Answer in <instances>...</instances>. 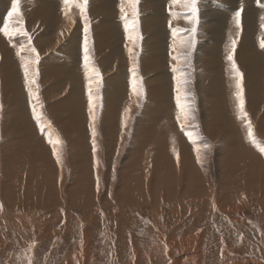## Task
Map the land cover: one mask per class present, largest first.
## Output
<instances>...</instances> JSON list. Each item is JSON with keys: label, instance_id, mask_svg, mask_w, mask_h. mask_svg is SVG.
<instances>
[{"label": "rangeland", "instance_id": "374dc122", "mask_svg": "<svg viewBox=\"0 0 264 264\" xmlns=\"http://www.w3.org/2000/svg\"><path fill=\"white\" fill-rule=\"evenodd\" d=\"M6 1L2 20L8 18L9 31H20L11 38L0 31V121L6 126L0 143L28 125L20 115L13 119L12 112L32 115L38 107L51 119L55 140L62 144L56 149L48 144L52 139L43 138L39 128L45 120L36 116L28 141L34 148L0 150V174L12 188L9 200L1 193V205L13 202L14 168H34L38 179L35 207L23 195L27 201L22 209L0 223V264H127L130 255L136 257L135 264H143V255L146 264H264V153L259 150L264 146V47L258 49L264 37L262 13L236 1L238 27L233 20L212 15L205 23L201 4L234 6L223 0H197L195 17L172 0H163L159 10V0H138L135 17L128 0L108 1L111 10L96 9L106 0H88L86 20L79 6L83 0H19L20 14L9 17L14 0ZM250 2L261 5L259 0ZM50 4L56 11L48 10ZM106 14L112 18L109 23ZM220 21L226 23L224 31ZM43 36L52 37L44 43L37 39ZM229 39L237 41L233 56L243 73L244 119L227 59ZM179 53L177 60L173 56ZM26 63L29 78L36 81L31 91L23 77ZM181 105L186 106L183 111ZM207 115L210 120L204 121ZM249 120L256 143L248 137ZM149 181L153 193L162 194L158 204L147 202L140 188ZM179 188L192 191V198L208 193L209 204L198 200L187 209L173 207ZM236 188L246 190L247 201L243 196L229 198ZM133 195H142L143 201ZM57 219L53 230L49 222Z\"/></svg>", "mask_w": 264, "mask_h": 264}, {"label": "bare ground", "instance_id": "6f19581e", "mask_svg": "<svg viewBox=\"0 0 264 264\" xmlns=\"http://www.w3.org/2000/svg\"><path fill=\"white\" fill-rule=\"evenodd\" d=\"M8 1V0H7ZM6 1V2H7ZM108 1L110 2V0H106V3H101V4H99V5H97V7H96V9L97 10H99V8H108L109 9V7H110V9L109 10H111V6H112V3L111 4H109L108 3ZM160 2V4H158V6H157V10H159L160 9V6L161 5H163V3H164V1L163 0H159ZM223 1H225V2H227V3H231V2H234V6L233 7H230L229 5H225V4H221V3H213V4H209V5H205V4H201V8H202V11H203V13H204V16H205V23H207V21H208V17H210L209 15H212V17H210V18H215L216 19V16H218L217 17V19H221V21H224L223 19L224 18H228V19H230V20H233V25L234 24H236V22H235V15H236V13L240 10V8H239V6H238V4H237V2L236 1H238V2H241L242 3V1H245V3L249 6L248 8H252V10L254 9V12H256V14H260V13H262V15H263V18L262 19H264V0H259V3L261 4V5H256V4H251V2H250V0H223ZM258 1V0H257ZM4 2H5V0H0V28L1 27H3L5 24H7L8 23V21H6L5 22V20H7V19H5V20H2V18H3V16L5 15V13H6V6H5V4H4ZM44 2H45V4H47L48 3V0H44ZM146 2V1H145ZM116 3V2H115ZM147 3V2H146ZM40 4V3H39ZM55 5V4H54ZM54 5H52V4H50V5H48V10L49 11H56V9H54ZM240 5V4H239ZM37 6H38V4H37ZM145 7H146V5H144ZM114 6H112V8H113ZM183 7L185 8V6L183 5ZM37 8H39V7H37ZM45 8V7H44ZM43 8V9H44ZM96 9H94V10H96ZM115 9H116V7H115ZM146 9V8H145ZM45 10V9H44ZM107 11V10H106ZM116 11V10H115ZM29 12H31V11H29ZM96 12V11H95ZM100 12V11H99ZM109 12H111V11H109ZM48 13V12H47ZM98 14V13H97ZM153 14H154V12H153ZM29 15V14H28ZM41 15H44L43 13H41ZM203 16V15H202ZM257 16V15H256ZM256 16H254V17H256ZM109 17V15L108 14H106L105 15V18H106V21L109 23L111 20H112V18H108ZM242 18L243 19H245V20H247V17H245V16H242ZM4 19V18H3ZM211 19V20H212ZM220 21V22H221ZM4 22V23H3ZM146 22H148V20L146 19ZM48 23V22H47ZM202 23V22H201ZM257 23V22H256ZM264 23V22H263ZM263 23H261V26L263 25ZM221 30L222 31H224L225 30V28H226V23L225 22H221ZM237 25V24H236ZM11 26V24H8V27H10ZM211 26V25H210ZM217 26V25H216ZM113 27V26H112ZM202 27H204V26H202ZM49 28V27H48ZM51 28H54L55 29V27H51ZM218 28V27H217ZM233 28L235 29L236 28V26H233ZM260 28H262V27H260ZM219 29H220V27H219ZM213 30H217L216 28H214ZM219 31V30H218ZM44 32H46V31H44ZM48 32V31H47ZM221 32V31H220ZM219 32V33H220ZM96 34V33H95ZM203 34V33H202ZM262 34V33H261ZM105 36V35H104ZM14 37V36H13ZM52 36H43V37H38L37 39L39 40V41H42V42H44V43H47L48 42V39H50ZM54 39V38H53ZM69 39V38H68ZM97 39V38H96ZM251 39V38H250ZM262 39L264 40V37H262L260 40H259V43H258V49H262V47H261V41H262ZM230 40V39H229ZM231 41V40H230ZM211 42V41H210ZM252 41H250L249 43H251ZM225 43H229V41H225ZM247 43V42H246ZM67 44V43H66ZM69 44V43H68ZM58 45V44H57ZM94 45V44H93ZM42 46V45H41ZM119 48V47H118ZM176 50H178L177 48H176ZM69 52V51H68ZM240 53V52H239ZM244 53V52H243ZM180 55V53L178 54V55H174L173 57L175 58V59H177L178 60V58L180 57L179 56ZM240 55V54H239ZM243 56H244V54H242ZM18 57H19V55H18ZM73 57V56H72ZM99 57V56H98ZM199 58H201V57H199ZM25 59V58H24ZM76 60H79V59H76ZM103 61V60H102ZM15 62V61H14ZM79 62V61H78ZM109 62V61H108ZM263 62H264V60H263ZM13 63V62H12ZM112 63V62H111ZM249 63V62H248ZM254 63V62H253ZM144 64V63H143ZM15 65V64H14ZM154 65V64H153ZM248 66V65H247ZM73 67H74V65H73ZM225 67V66H224ZM136 68V67H135ZM146 68V67H145ZM114 69H115V67H114ZM146 70V69H145ZM160 70V69H159ZM110 71V70H109ZM147 71V70H146ZM149 71V70H148ZM241 71V70H240ZM25 72V71H24ZM186 74H188V72H185ZM185 73H181V75L180 76H177V78L179 79L181 76H183ZM25 74V73H24ZM109 74V73H108ZM111 74H113V73H111ZM126 74V73H125ZM148 74V73H147ZM168 74V73H167ZM10 75H12V74H10ZM23 75V74H22ZM85 75V74H84ZM128 75V74H127ZM109 76V75H108ZM170 76V75H169ZM23 77H25V75L23 76ZM111 77V76H110ZM118 77V76H117ZM125 77V76H124ZM128 77V76H127ZM164 77H167L168 78V76H164ZM246 77H248V76H246ZM146 78V77H145ZM160 78V77H159ZM162 78V77H161ZM177 78H176V80H177ZM203 78V77H202ZM226 78H227V76H226ZM9 79V78H8ZM24 79V78H23ZM119 79V78H118ZM156 79V78H155ZM228 79H230L229 77H228ZM161 80V79H160ZM175 80V81H176ZM182 79H180V81H181ZM247 80V79H246ZM109 81V80H108ZM112 81V80H111ZM115 81V80H114ZM126 80H124V82H125ZM165 81V80H164ZM233 82V81H232ZM246 82H249L248 80L246 81ZM126 83V82H125ZM151 83V82H150ZM178 83H182V81L181 82H178ZM230 83V82H229ZM119 84H120V82H119ZM152 84V83H151ZM231 84V83H230ZM121 85V84H120ZM120 85H118V86H120ZM164 86H165V83H164ZM202 86V85H201ZM1 87V86H0ZM127 87V86H126ZM162 87V86H161ZM122 88V87H121ZM128 88V87H127ZM227 88H228V86H227ZM122 89H124V87L122 88ZM92 90V89H91ZM112 90V89H111ZM118 90V89H117ZM129 90V89H128ZM223 90V89H222ZM229 90V89H228ZM127 91V90H126ZM138 91V90H137ZM71 93V92H70ZM137 93V92H136ZM234 93V92H233ZM0 94H1V92H0ZM3 94V93H2ZM73 94V93H72ZM6 96V95H5ZM5 96L3 97L4 99H5ZM136 97L135 98H139V93L137 94V95H135ZM82 97V96H81ZM229 97V96H228ZM141 98V97H140ZM221 99V98H220ZM104 100V99H103ZM1 101V100H0ZM3 102L4 101H2V104H3ZM6 102V101H5ZM79 102H80V99H79ZM82 102H84V99H83V101ZM108 102V101H107ZM112 103V102H111ZM136 103V102H135ZM138 103V102H137ZM1 105V104H0ZM80 105V104H79ZM81 106V105H80ZM134 106V105H133ZM136 106V105H135ZM5 108V107H4ZM151 108H153V107H151ZM159 108H160V106H159ZM163 108V107H162ZM28 109V108H27ZM133 109V108H132ZM3 110V109H2ZM2 110H1V112H2ZM8 110V109H7ZM150 110V109H149ZM24 113H22L21 112V114H18V112H16L17 114H14V112H12L11 113V116L13 117V119H15V120H17L16 119V117L18 116V115H20L21 117H22V119H24V120H26V124H28V125H26L25 126V128L23 129V131H22V129H21V132H19V134L16 136V137H14V138H11V139H3V143H2V145H1V143H0V150H2V149H4L3 151L5 152L6 150L5 149H8V150H12V152H14V153H16V151H18L17 150V148L19 149V151H21L22 149L24 150V152L25 151H28V149H30V148H34V147H32V146H30L29 144H28V141H30L33 137V131H32V129H33V126H34V118L37 116V115H35V114H39V116H41L42 118H44V120H45V122L44 123H39L40 125H43V130H42V133L43 134H41L42 135V137L44 138L45 136H47L48 138H50V139H52L53 141L55 140V137H54V135H53V127H52V124H51V119L47 116V114H44L42 111H41V109H39L38 107H35V113L34 114H30V113H32V112H28L27 110H26V112L25 111H23ZM97 112V111H96ZM150 112H152V111H150ZM155 112V111H154ZM176 112H177V114H179L178 112V110L176 109ZM9 113V112H8ZM97 114V113H96ZM144 114V113H143ZM158 114H160V113H158ZM157 114V115H158ZM197 114V113H196ZM120 115V114H119ZM149 115V114H148ZM180 115H184L185 116V118H187V116L185 115V113L183 112V113H181L180 112ZM30 116H32V117H30ZM113 116V115H112ZM117 116V115H116ZM216 116V115H215ZM128 117H129V115H128ZM195 117L196 118H198L196 115H195ZM204 117V121H208V120H210V118L208 117V115H207V117H205V116H203ZM32 118V119H31ZM115 118V117H114ZM141 118V117H140ZM151 118V117H150ZM154 118V117H153ZM163 118H164V116H163ZM38 120V119H37ZM70 120V119H69ZM145 120V119H144ZM156 120V119H155ZM180 120H181V118H180ZM185 120V119H184ZM184 120H181L180 121V123H182V124H184ZM39 121L41 122V119H39ZM147 121V120H146ZM1 122V121H0ZM108 122V121H107ZM129 122V121H128ZM157 122H159L158 120H157ZM261 123V122H260ZM109 124H111L110 122H109ZM116 124V123H115ZM145 124V123H144ZM147 124V123H146ZM1 127H0V137H2L1 135H3L5 132H3L4 131V128L6 127L5 126V122L3 121V122H1ZM30 125V126H29ZM129 125V124H128ZM163 125V124H162ZM4 126V127H3ZM143 126V125H142ZM181 126V125H180ZM258 126V125H257ZM140 127V126H139ZM144 127V126H143ZM149 127H151V126H149ZM182 127V126H181ZM38 128V127H37ZM39 128H41V126L39 127ZM119 128V127H118ZM126 128V127H125ZM66 129V128H65ZM82 129H84V128H82ZM181 129V128H180ZM138 130V129H137ZM108 131V130H107ZM109 132V131H108ZM154 132V131H153ZM151 133H152V131H151ZM158 133V132H157ZM166 133V132H165ZM181 134H183V133H181ZM140 135V134H139ZM182 136V135H181ZM4 137V136H3ZM96 137V136H95ZM155 138V137H154ZM182 138V141H185L184 140V138L183 137H181ZM42 139V138H41ZM49 140V139H48ZM134 140V139H133ZM44 141H46V142H48L47 140H44V139H42V142H44ZM50 141V140H49ZM140 143V142H139ZM196 143H199L200 144V142L199 141H197ZM204 142H203V140H202V144H203ZM27 144V145H26ZM49 145H52V147H54L53 146V144L52 143H48ZM48 144H46V145H48ZM99 144V143H98ZM138 144V143H137ZM25 146H27L26 148H25ZM59 145H57L56 147L57 148H59L58 147ZM149 149V148H148ZM23 150H22V152H23ZM133 150V149H132ZM2 151V152H3ZM8 153V152H7ZM11 153V152H10ZM9 154V153H8ZM13 154V153H12ZM161 154V153H160ZM7 157V156H6ZM9 157V156H8ZM4 158V157H3ZM6 159V158H5ZM85 159V158H84ZM182 159V158H181ZM11 160V159H10ZM144 160V159H143ZM156 160V159H155ZM10 162H12V161H10ZM24 162V161H23ZM28 162V161H27ZM31 162V161H30ZM30 162H29V165L30 166H32L31 164H30ZM33 162V161H32ZM31 162V163H32ZM19 163H21V162H19ZM184 163V162H183ZM7 164L8 163H6V166H5V168H8L9 166H7ZM26 164H28V163H26ZM75 166V165H74ZM32 168V167H31ZM26 170L27 169H30V167H27L26 166V168H25ZM173 169V168H172ZM34 168L33 169H31L29 172H27V171H25L24 169H22V170H20V169H18V172L15 170V168H14V174L12 175V178L10 179L11 180V182H13L12 184L14 185V187H13V193L11 194V195H13L14 194V197H13V202H9L8 203V200H9V196H10V193L12 192V188H10L8 185L10 184H8V185H6L5 184V179H4V177L1 175L0 176V197H1V193L3 194V196H5V197H7L8 198V200H5V202H7V204H5V203H3L2 202V204L3 205H1L0 204V223H3V221L5 220V217H7L8 215H10V214H17L18 213V211L20 210V209H22V207L26 204V201L27 200H30V199H33V201L32 202H28V205H29V207H35V197H36V187L34 186V184H35V182L38 180L37 178H36V175H35V173H33L34 171ZM149 171H151L150 169H148ZM147 170V171H148ZM174 170V169H173ZM5 171V170H4ZM7 171V170H6ZM175 171V170H174ZM205 174H207V179H208V177L210 176V174H209V171H208V167L207 166H205ZM6 173H8V171L6 172ZM5 175V174H4ZM11 175H9V176H11ZM6 177H8V175L6 176ZM38 177V176H37ZM166 177V176H165ZM29 178V179H28ZM7 180H9V179H7ZM241 181H244V180H242L241 179ZM28 182L31 184V187H29L28 186ZM11 184V185H12ZM151 184V181H149V182H145L144 184H142L141 185V187L140 188H142V190L145 192V195H146V201L147 202H151V203H160V200H162V194H160V195H158V194H154L153 192V187L150 185ZM166 184V183H165ZM169 185H170V183H169ZM173 186V185H172ZM196 186H199V185H197L196 184ZM29 187V188H28ZM34 187V188H33ZM143 188H145V189H143ZM168 188V187H167ZM185 188V187H184ZM196 188V187H195ZM158 189V187H156L154 190H157ZM192 189V188H191ZM61 190V189H60ZM203 190H204V188H203ZM27 191V192H26ZM156 192V191H155ZM172 192H173V190H172ZM192 192V191H191ZM190 191H188L187 189L183 192V190L182 189H180L179 188V190H177V193L175 194V196H173L174 198H173V203H172V205H173V207H178V208H181V207H183V205L184 206H186V209H187V206H191V203H194V204H197V201L199 200L200 202H203L204 200H205V203H208L209 204V201L208 200H210V196H208V193H206V194H203V195H200V194H198L197 195V198H192L193 196H191V195H189L190 193H191ZM62 193V192H61ZM129 193V192H128ZM197 193V192H196ZM264 193V192H263ZM138 194V193H137ZM195 194V193H194ZM23 195H26V199L23 197ZM59 195V194H58ZM144 195V196H145ZM167 196V195H166ZM196 196V195H195ZM228 196H229V198H232V199H234V200H236V199H238L239 200V198L240 197H244L243 199L245 200V201H247L246 199H245V197H246V190L245 189H242V188H239V189H237L236 188V190H233V191H231V192H229L228 193ZM142 197V195H133V199L134 200H140L141 202L143 201V199L141 198ZM168 198V197H167ZM5 199V198H4ZM242 199V200H243ZM55 201V200H54ZM244 201V204H246V202ZM139 202V201H138ZM57 203V202H56ZM134 204H136V203H134ZM235 204V203H234ZM153 205V204H152ZM236 205V204H235ZM130 206V205H129ZM138 206V205H137ZM137 208H139V207H137ZM184 208V207H183ZM236 208V207H235ZM141 209V208H140ZM158 209H160V208H158ZM238 209H240V208H238ZM26 210V209H25ZM37 210H38V208H37ZM139 210V209H138ZM154 210V209H153ZM155 210H156V208H155ZM179 210V209H178ZM158 211V210H157ZM161 211V210H160ZM183 212V211H182ZM22 216V215H21ZM116 216V215H115ZM15 217H17V216H15ZM24 217V216H23ZM180 217V216H179ZM18 218H20V216L18 217ZM19 220V219H18ZM54 222H49V226H51L52 228L54 227V226H56L57 225V221H58V219L55 221V220H53ZM137 221V220H136ZM20 224L19 225H21V227H24V225H23V222L21 223V222H19ZM17 224V223H16ZM18 225V226H19ZM25 225H27V224H25ZM28 226V225H27ZM30 228H32L33 227V225H30L29 226ZM164 226H162V228H163ZM33 229V228H32ZM49 229V228H48ZM51 229V228H50ZM56 229V228H55ZM116 229V228H115ZM158 229V228H157ZM53 230H54V228H53ZM44 231H46V230H44ZM159 233H161V231H159ZM4 234V233H3ZM16 234V233H15ZM2 235V231H0V236ZM232 235V234H231ZM3 236H5V235H3ZM163 236V235H162ZM2 237V236H1ZM194 237V236H193ZM6 238V237H5ZM86 239V238H85ZM172 239V240H171ZM170 239V242H169V245H171V246H169V248L170 249H175V245H174V243L173 242H176L175 241V239L172 237ZM192 240V239H191ZM2 241V240H1ZM183 242H185V241H183ZM188 242H190V241H188ZM3 243V242H2ZM154 244V243H153ZM177 244V243H176ZM130 245V244H129ZM128 247V246H127ZM122 248V247H121ZM130 248V250L132 249L131 248V246L129 247ZM195 248V247H194ZM222 251H224L223 249H221ZM148 253V252H147ZM160 254V253H159ZM183 254V253H182ZM220 254H223V253H221L220 252ZM161 255H162V253H161ZM167 254H165V256H166ZM192 256H194V255H192ZM163 257V256H162ZM136 258V257H135ZM135 258L133 257H131V255H130V257L128 258V260H127V264H135V262H137V261H135ZM161 258V257H160ZM166 258V257H165ZM137 259H138V257H137ZM147 258H145V255H143L142 257H141V260L140 261H142L143 262V264H146L147 263V260H146ZM168 259V258H167ZM135 261V262H134ZM243 261V260H242ZM193 262V261H192ZM240 262V261H239ZM244 263H242V264H249L246 260L245 261H243ZM223 263V262H222ZM119 264V263H118ZM160 264V263H159ZM238 264V263H237ZM251 264H253V263H251Z\"/></svg>", "mask_w": 264, "mask_h": 264}, {"label": "snow or ice", "instance_id": "6c2138e0", "mask_svg": "<svg viewBox=\"0 0 264 264\" xmlns=\"http://www.w3.org/2000/svg\"><path fill=\"white\" fill-rule=\"evenodd\" d=\"M64 2H65V4H69L72 2V0H64ZM172 2L174 4H177V5L183 4L185 7H187L189 9L192 16L195 17V15L197 13V7H196L197 0H172ZM87 3H88V0H83V2L79 5L81 8L82 14H85L86 20H87V16H86ZM128 3L133 6V16L135 17L136 15H138V13L136 11V7H135L136 4L138 3V0H128ZM121 11L123 12V5L121 6ZM13 13L20 14L19 13V0H14L12 11L8 13V16L11 17L13 15ZM174 15H176V14L174 13ZM235 22H236L237 26L239 27L241 24V12L240 11H238L235 15ZM131 27H135V24H133ZM125 28H126V30L129 29L130 25L128 23H126ZM0 31H3L5 36H8L9 38H11V37L17 35L20 30L15 29V30L9 31L8 25L5 24L4 27L2 29H0ZM191 31L194 33L195 29L193 28ZM23 34L27 35L26 32H24ZM130 39H131V36H130ZM236 44H237V41L235 39L231 40V51L229 52L227 59L231 62V68L233 70L234 76L236 77V88H237L236 97H237L238 102H239L238 108L240 111V118L244 119L245 117H247V113L244 111V95H243L244 90H243V86H242L243 73L240 71L239 67L236 65V62H235L234 56H233V54L235 52ZM189 46H191V43L189 44ZM261 47H264V40L261 41ZM33 51H35V50L33 49ZM87 51H88L87 41H85V67L86 68L88 67V60H89L88 55H87ZM129 51L131 52L132 50L129 49ZM36 60L37 61L39 60L38 54H37ZM24 70H25L26 82L29 84V90L31 91V85L35 84L36 81L34 78H29V70H28L27 63L24 65ZM174 70L179 71V69H174ZM97 76H99L98 71H97ZM134 85H135V81H134ZM133 90L135 91V86H134ZM140 94H142V93H140ZM89 99H90V106H91V89L89 90ZM179 100H180V96H179V83H178V96H177L178 104H179ZM185 107L186 106L181 105L182 111L184 110ZM34 111H35V108H34ZM90 111H91V107H90ZM37 119L38 120L40 119L39 114H37ZM93 119H95V117H93ZM178 119H179V117H178ZM182 127H183V125H182ZM41 129L43 130V125H41ZM247 129H248V137H249L250 141L253 143H256V137L253 134L252 124H251L250 120L247 121ZM93 134L95 135V132ZM49 142L53 144L54 149H56L57 145L62 144V141H60L59 139H56L54 141L50 140ZM206 147H207V145H206ZM259 150L261 153H264V146L260 147ZM197 151L199 153V149ZM57 159L58 160L60 159V155H59L58 150H57Z\"/></svg>", "mask_w": 264, "mask_h": 264}]
</instances>
